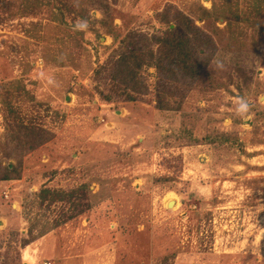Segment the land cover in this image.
<instances>
[{
  "label": "rangeland",
  "instance_id": "obj_1",
  "mask_svg": "<svg viewBox=\"0 0 264 264\" xmlns=\"http://www.w3.org/2000/svg\"><path fill=\"white\" fill-rule=\"evenodd\" d=\"M183 15L193 83L115 76ZM5 173L0 264H264V0H0Z\"/></svg>",
  "mask_w": 264,
  "mask_h": 264
},
{
  "label": "trees",
  "instance_id": "obj_2",
  "mask_svg": "<svg viewBox=\"0 0 264 264\" xmlns=\"http://www.w3.org/2000/svg\"><path fill=\"white\" fill-rule=\"evenodd\" d=\"M179 24L185 26L179 27ZM146 39L154 40L158 44V48L147 47V41L121 39V42L127 45H125V49L121 50L119 62L115 65V67L117 66L115 76H120L122 82L134 90H139L136 89L140 88L138 87L139 84L144 87L145 81H142L139 69L148 63L156 67L159 83L162 81H181L182 79H192L193 83L207 66L209 61L208 50L214 49L212 38L201 31L194 24L192 18L187 15L180 17L178 25H170L163 34L152 35ZM161 101L159 99V103ZM13 169L15 167L12 165L9 171ZM5 174L0 177V180L12 179L10 175Z\"/></svg>",
  "mask_w": 264,
  "mask_h": 264
},
{
  "label": "clouds",
  "instance_id": "obj_3",
  "mask_svg": "<svg viewBox=\"0 0 264 264\" xmlns=\"http://www.w3.org/2000/svg\"><path fill=\"white\" fill-rule=\"evenodd\" d=\"M76 29L83 30L87 27V21L85 20H78V22L74 26ZM222 63L220 61H217V67H222ZM249 102L241 97H238L235 102V114L243 117L245 114L249 112Z\"/></svg>",
  "mask_w": 264,
  "mask_h": 264
},
{
  "label": "bare ground",
  "instance_id": "obj_4",
  "mask_svg": "<svg viewBox=\"0 0 264 264\" xmlns=\"http://www.w3.org/2000/svg\"><path fill=\"white\" fill-rule=\"evenodd\" d=\"M169 195H170V197H173L174 196V193L170 192ZM170 205H174V201H171L170 202ZM25 264H28V261Z\"/></svg>",
  "mask_w": 264,
  "mask_h": 264
}]
</instances>
